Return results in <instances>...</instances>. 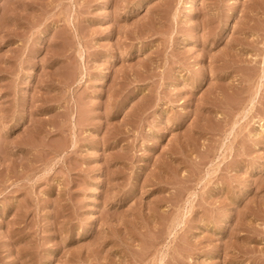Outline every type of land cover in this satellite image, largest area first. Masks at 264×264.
Returning <instances> with one entry per match:
<instances>
[{
  "label": "rangeland",
  "instance_id": "obj_1",
  "mask_svg": "<svg viewBox=\"0 0 264 264\" xmlns=\"http://www.w3.org/2000/svg\"><path fill=\"white\" fill-rule=\"evenodd\" d=\"M0 264H264V0H0Z\"/></svg>",
  "mask_w": 264,
  "mask_h": 264
}]
</instances>
